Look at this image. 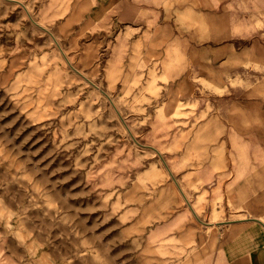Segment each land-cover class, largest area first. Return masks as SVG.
I'll list each match as a JSON object with an SVG mask.
<instances>
[{"label": "rangeland", "instance_id": "rangeland-1", "mask_svg": "<svg viewBox=\"0 0 264 264\" xmlns=\"http://www.w3.org/2000/svg\"><path fill=\"white\" fill-rule=\"evenodd\" d=\"M74 4L0 0V264H198L264 221V0Z\"/></svg>", "mask_w": 264, "mask_h": 264}, {"label": "crops", "instance_id": "crops-1", "mask_svg": "<svg viewBox=\"0 0 264 264\" xmlns=\"http://www.w3.org/2000/svg\"><path fill=\"white\" fill-rule=\"evenodd\" d=\"M74 3L77 4L70 6L71 13L68 15L71 25H87L111 19L120 20L124 24L140 25L136 17L141 12L151 14L156 9L166 11L165 7H156L155 0H74ZM171 6L166 9H183ZM154 149L158 150L155 147ZM167 169L171 173L168 166ZM178 189L187 200L183 189L180 186ZM188 205L198 217L189 202ZM212 218L214 220L206 223L212 225L219 222L215 215ZM216 239L207 243L203 259L198 264H264V221L261 218H235L228 221L219 227Z\"/></svg>", "mask_w": 264, "mask_h": 264}, {"label": "bare ground", "instance_id": "bare-ground-1", "mask_svg": "<svg viewBox=\"0 0 264 264\" xmlns=\"http://www.w3.org/2000/svg\"><path fill=\"white\" fill-rule=\"evenodd\" d=\"M25 7V6H24ZM25 9L27 10V8L25 7ZM28 11V10H27ZM38 25H40V23H38ZM42 25V24H41ZM132 57V56H131ZM114 58V57H113ZM68 59V58H67ZM111 59H112V57H111ZM68 61H69V59H68ZM131 61V60H130ZM136 61V60H135ZM70 62V61H69ZM112 63V62H111ZM116 65V64H115ZM128 65V64H127ZM108 66V65H107ZM128 68V67H127ZM132 68V67H131ZM118 69V68H117ZM116 69V70H117ZM120 69V68H119ZM124 69V68H123ZM112 70V69H111ZM119 71V70H118ZM110 72V71H109ZM115 72V71H114ZM111 73H113L112 71H111ZM114 75V74H113ZM116 76V75H115ZM109 77H112V75L111 76H109ZM108 77V78H109ZM95 87H98L96 84H94V83H92Z\"/></svg>", "mask_w": 264, "mask_h": 264}]
</instances>
